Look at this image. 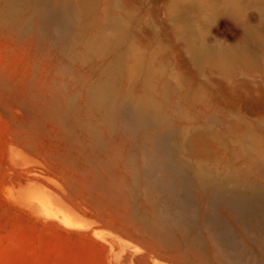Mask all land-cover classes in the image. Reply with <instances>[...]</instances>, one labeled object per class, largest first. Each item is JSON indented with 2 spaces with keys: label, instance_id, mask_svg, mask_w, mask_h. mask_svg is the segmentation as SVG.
Masks as SVG:
<instances>
[{
  "label": "rangeland",
  "instance_id": "rangeland-1",
  "mask_svg": "<svg viewBox=\"0 0 264 264\" xmlns=\"http://www.w3.org/2000/svg\"><path fill=\"white\" fill-rule=\"evenodd\" d=\"M48 1L18 0L11 13L0 0V264H230L214 233L235 264H264V209L239 217L214 202L196 159L175 148L198 142L218 175L227 151L248 144L234 130L264 149V0H91L77 43L47 19ZM241 44L246 57L225 66L194 54ZM109 79L111 121L91 103ZM147 97L174 116L133 128L130 104ZM161 138L175 156L146 161ZM248 180L264 196V168Z\"/></svg>",
  "mask_w": 264,
  "mask_h": 264
},
{
  "label": "bare ground",
  "instance_id": "bare-ground-1",
  "mask_svg": "<svg viewBox=\"0 0 264 264\" xmlns=\"http://www.w3.org/2000/svg\"><path fill=\"white\" fill-rule=\"evenodd\" d=\"M21 1L26 5L29 4V5L37 6L41 1L44 0H21ZM228 1H232V0H228ZM17 2L18 0H4L3 9L11 13L17 12L18 11L16 8V6L18 5ZM58 2H60V6L55 7L53 2H51V0L48 1V6H47L48 11L46 12L47 19L56 20L58 24L57 27L55 28H58L59 32L72 35L73 43H77L82 38L87 36L86 30L88 24L86 22V19L88 15L91 13V11L94 9V3L91 0H58ZM72 29L76 30L74 34L72 33ZM258 36H259L258 31L254 29L248 30L249 39H254ZM87 46H89V48L92 50H97L99 48L98 47L99 45L94 38L87 40ZM194 54L196 58L206 60L213 66H225L228 64H233L237 62L239 59L246 57L245 47L243 44H241V46L234 49L216 50V49L203 47L202 49L199 50L197 49ZM128 77H130V75H128ZM123 94L125 98H129V92L126 91ZM116 95H118V90L114 84L113 79L111 80L109 79V81H106L101 86H99L96 89L95 93L92 95L91 103L93 104V106L94 104H97V106L95 105L97 108L99 106L102 110H104L102 111V113L104 114V118L107 121H111L113 119L114 116L113 108L115 107V101L117 98ZM130 105L131 106L129 107L126 116L128 115L127 118L129 119V121L127 122H129V125L133 128L138 127L145 120H147V118L148 119L151 118L152 120L157 122H162V121L168 122L171 121L172 117L174 116L173 112L163 110L160 104L150 97L144 98L142 101H138ZM147 109H150L149 116L147 114ZM80 123H85V122H80ZM233 134L238 142L242 143L244 140H247L248 144H243L238 146L237 148L229 149L227 151V155H225L224 158L221 160L223 161L222 163H223L224 171L220 175H218L209 166L205 165L201 161L203 157H205L209 152H207L204 146L198 147V142L192 141L185 144L180 143L177 144L175 148H176V153L178 151L183 152L196 159V163L190 165V169L193 172L194 180L201 187L205 189L208 188L212 189V193H213V195L211 194L213 196L212 200L218 204H225L227 207L231 208L234 212H236L237 216L244 217L247 216L248 214H252V212L255 211L256 209H264V196L258 194L257 189L254 188V184L250 182V180H248V177L254 167L264 168V149L258 144L254 136L246 132V130H242V129L234 130ZM156 143L160 146V149L156 150L153 149L154 148L153 147L145 151L143 157L146 161L153 162V160L156 157H160V156L163 157L164 154L161 155L160 153L163 152L162 150H165L166 154L169 155L171 154L172 157L175 156L174 155L175 152L172 153L170 152L172 151L171 149L168 150L166 146L168 142L166 139L161 138ZM164 147L167 150L164 149ZM182 161L183 160H181V162ZM189 187L191 186L189 185ZM171 196L174 199H177L173 191H171ZM155 218L153 216L148 217V221L160 234L167 235L169 230L167 229V226L164 225L165 223L161 224L160 222H157L156 221L157 219ZM214 220L216 221V219ZM212 235L213 234H211V236ZM191 237L193 238L194 236ZM223 238L224 237H220L219 235H216L214 233L212 240L213 244L215 245L219 254H223L225 255V257L229 258L227 262H229L230 264H235L234 263L235 252H233L232 246L227 244L223 240ZM233 244L239 247L238 243L234 242Z\"/></svg>",
  "mask_w": 264,
  "mask_h": 264
}]
</instances>
